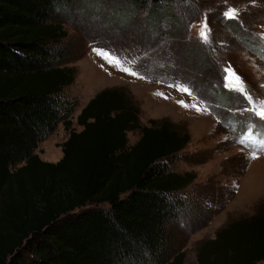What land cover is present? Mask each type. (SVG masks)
I'll return each instance as SVG.
<instances>
[{"label":"trees","instance_id":"trees-1","mask_svg":"<svg viewBox=\"0 0 264 264\" xmlns=\"http://www.w3.org/2000/svg\"><path fill=\"white\" fill-rule=\"evenodd\" d=\"M75 1L0 0V264H183L175 225L189 211L195 174L166 162L189 135L165 118L140 124L120 86L94 93L75 117L80 129L70 127L77 99L65 88L75 68L63 63L66 31L56 16ZM82 1L107 3L121 24L143 11L150 31L159 20L180 27L175 0ZM58 122L68 129L62 154L43 160L34 149ZM261 260L264 210L196 247L195 264Z\"/></svg>","mask_w":264,"mask_h":264},{"label":"rangeland","instance_id":"rangeland-1","mask_svg":"<svg viewBox=\"0 0 264 264\" xmlns=\"http://www.w3.org/2000/svg\"><path fill=\"white\" fill-rule=\"evenodd\" d=\"M173 6L180 31L166 20L157 21L156 30L150 31L154 27L147 29L143 11L127 23H118L108 4L97 1L76 0L57 11L56 17L66 31L63 63L75 68L74 79L65 88L77 99L69 115L70 127L80 129L75 116L94 93L120 86L137 105L140 124L165 118L176 130L188 133V141L166 168L195 174L185 188L189 211L175 225L185 253L183 264H195L201 240L214 237L219 227L233 219L264 210V151L251 158L257 150L251 141L264 136V121L251 111L264 106L259 103L264 101V0H175ZM233 9L236 18H227L225 13ZM201 31L209 33L208 39L200 36ZM94 49L129 61L139 75L110 66L102 58L104 53ZM229 66L255 104L225 87L224 69ZM178 84L190 87L195 96L170 87ZM181 100L197 104L201 111L185 108L178 103ZM67 134L58 122L34 151L43 160L56 161ZM126 135L132 143L139 129Z\"/></svg>","mask_w":264,"mask_h":264},{"label":"snow or ice","instance_id":"snow-or-ice-1","mask_svg":"<svg viewBox=\"0 0 264 264\" xmlns=\"http://www.w3.org/2000/svg\"><path fill=\"white\" fill-rule=\"evenodd\" d=\"M236 14H237V10L233 9L232 11L225 13V16L229 19H235L236 18ZM205 28H207V23H205L204 25ZM208 35L209 33L205 32V31H201L200 32V36L203 37L204 39H208ZM94 51L99 52H103L104 55L102 56V58H104L106 60V62H109L110 66L112 67H117V70H123L126 74H129L133 77H136L139 75V73L131 67V64L129 61H126L124 59H122L119 56H116L114 53L112 52H107L103 49L97 50L94 49ZM114 62V63H113ZM127 64V67H123L121 68V65H125ZM224 71L228 74L227 76H225V87H228L231 90H235L238 91L240 94H242L245 99L249 102V104H255L256 101L253 100L252 96L247 92L246 86L244 84V82L242 81L241 77H239L235 71L233 69H231V67L229 66L228 68L224 69ZM170 87H176L177 90L182 91L184 94L189 95L190 97H194L195 93L194 91L186 86V85H170ZM262 87H264V85H262ZM160 95H163V93H160ZM164 98H167L166 96ZM179 104H181L182 106H184L185 108L188 107H192L195 108L198 112L201 111V109L199 108V106L197 104H192L189 105L188 103H186L185 101L181 100L178 101ZM259 103L261 105H264V101H259ZM251 111L261 120L264 121V106L260 107V108H252ZM246 139H250V138H246ZM242 144L245 143L244 140L241 141ZM252 146L257 149L251 152V158L255 159L258 158L259 156V152L260 151H264V136H261L258 139L252 140L251 141Z\"/></svg>","mask_w":264,"mask_h":264},{"label":"crops","instance_id":"crops-1","mask_svg":"<svg viewBox=\"0 0 264 264\" xmlns=\"http://www.w3.org/2000/svg\"><path fill=\"white\" fill-rule=\"evenodd\" d=\"M79 112V111H78ZM77 115V114H76ZM76 117V116H75Z\"/></svg>","mask_w":264,"mask_h":264}]
</instances>
